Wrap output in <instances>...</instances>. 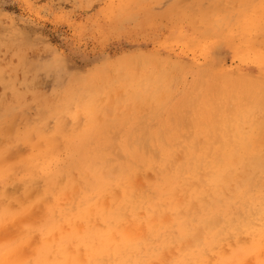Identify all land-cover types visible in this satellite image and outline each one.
<instances>
[{
	"label": "rangeland",
	"instance_id": "rangeland-1",
	"mask_svg": "<svg viewBox=\"0 0 264 264\" xmlns=\"http://www.w3.org/2000/svg\"><path fill=\"white\" fill-rule=\"evenodd\" d=\"M262 205L264 0H0V264H264Z\"/></svg>",
	"mask_w": 264,
	"mask_h": 264
},
{
	"label": "bare ground",
	"instance_id": "bare-ground-1",
	"mask_svg": "<svg viewBox=\"0 0 264 264\" xmlns=\"http://www.w3.org/2000/svg\"><path fill=\"white\" fill-rule=\"evenodd\" d=\"M164 63V62H163ZM170 69V68H169ZM188 82V81H187ZM160 89V88H159ZM173 96V95H172ZM179 104V103H178ZM166 106V105H165ZM253 114V113H252ZM252 116V115H251ZM43 120V119H42ZM234 120V119H233ZM248 120V119H247ZM197 122V121H196ZM236 122V121H235ZM235 127V126H234ZM232 133V132H231ZM221 135V134H220ZM226 135V134H225ZM230 135V134H229ZM235 135V134H234ZM15 137V136H14ZM223 137H224V134H223ZM17 140V139H16ZM212 141H213V139H212ZM104 143V142H103ZM228 143V142H227ZM30 149V148H29ZM97 153V152H96ZM86 154V153H85ZM101 158V157H100ZM105 160V159H104ZM88 162V161H87ZM66 169V168H65ZM98 170V169H97ZM243 171V170H242ZM29 177V176H28ZM155 178V177H154ZM170 185V184H169ZM175 186V185H174ZM53 187V186H52ZM9 188V187H8ZM80 193V192H79ZM218 194V193H217ZM235 194V193H234ZM208 195V194H207ZM222 196V195H221ZM189 199V198H188ZM234 199V198H233ZM170 200V199H169ZM198 202V201H197ZM251 202V201H250ZM163 203V202H162ZM169 203V202H168ZM16 205V204H15ZM69 205V204H68ZM254 205V204H253ZM257 205V204H256ZM131 206V205H130ZM207 206V205H206ZM262 206H264V205H262ZM70 209V208H69ZM247 209V208H246ZM261 208H259V210H260ZM79 210V209H78ZM255 210V209H254ZM254 210H252V212H254ZM248 211V210H247ZM61 212V211H60ZM67 212V211H66ZM140 212V211H139ZM191 212V211H190ZM195 212V211H194ZM256 213V212H255ZM36 214V213H35ZM251 215V214H250ZM179 216V215H178ZM255 216V215H254ZM261 217V216H260ZM189 218V217H188ZM212 219V218H211ZM256 219V218H255ZM261 219L262 218H260V221H261ZM264 219V218H263ZM160 220H162L161 218H160ZM163 221V220H162ZM212 221V220H211ZM210 222V221H209ZM212 222H214V219H213V221ZM254 222V221H253ZM108 223V222H107ZM208 223V222H207ZM258 223V222H257ZM70 224V223H69ZM95 224V223H94ZM157 224V223H156ZM248 224V223H247ZM164 225V224H163ZM45 226V225H44ZM206 226V225H205ZM223 226V225H222ZM144 227V226H143ZM156 227L158 228V226L156 225ZM156 228V229H157ZM206 228V227H205ZM217 228V227H216ZM219 228V227H218ZM29 230V229H28ZM146 230V229H145ZM190 230V229H189ZM251 231V230H250ZM46 232V231H45ZM210 232V231H209ZM65 233V232H64ZM108 235V234H107ZM191 235V234H190ZM80 236H82V235H80ZM59 238V237H58ZM60 239V238H59ZM91 239V238H90ZM88 240V239H87ZM98 240V239H97ZM92 241V240H91ZM94 242V241H93ZM165 242V241H164ZM204 242H205V239H204ZM262 243V242H261ZM197 244V243H196ZM71 245V244H70ZM104 245V244H103ZM126 245V244H125ZM165 245V244H164ZM223 245V244H222ZM184 246V245H183ZM232 246V245H231ZM234 246V245H233ZM197 247V246H196ZM201 247V246H200ZM27 248V247H26ZM186 248V247H185ZM199 248V247H198ZM192 249V248H191ZM246 249V248H245ZM74 250V249H73ZM89 250V249H88ZM60 251V250H59ZM195 251V250H194ZM85 252V251H84ZM112 252V251H111ZM52 254V253H51ZM187 254V253H186ZM262 254V253H261ZM76 255V254H75ZM7 260V259H6ZM99 261V260H98ZM212 262H214V261H212ZM62 264V263H61ZM106 264V263H105ZM166 264V263H165Z\"/></svg>",
	"mask_w": 264,
	"mask_h": 264
}]
</instances>
